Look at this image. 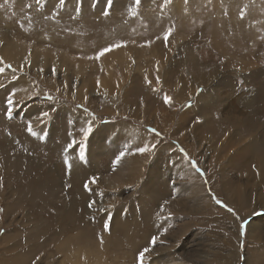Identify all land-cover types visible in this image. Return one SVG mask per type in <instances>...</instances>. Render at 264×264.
<instances>
[{
  "label": "rangeland",
  "instance_id": "rangeland-1",
  "mask_svg": "<svg viewBox=\"0 0 264 264\" xmlns=\"http://www.w3.org/2000/svg\"><path fill=\"white\" fill-rule=\"evenodd\" d=\"M260 123L264 0H0V264H264Z\"/></svg>",
  "mask_w": 264,
  "mask_h": 264
},
{
  "label": "bare ground",
  "instance_id": "bare-ground-1",
  "mask_svg": "<svg viewBox=\"0 0 264 264\" xmlns=\"http://www.w3.org/2000/svg\"><path fill=\"white\" fill-rule=\"evenodd\" d=\"M3 52H1V54H2ZM3 58H5V60H8V61H13L12 62V64L14 65V66H16L15 64H17V60H16V58L14 57V58H10V57H8V54H6V57L3 55ZM2 66V65H1ZM83 117H85L86 115H82ZM87 117V116H86ZM85 117V118H86ZM89 118V117H88ZM25 119V118H24ZM31 121H33V120H31ZM33 124V123H32ZM260 126H257V125H255V126H252V125H249L247 128H245L244 129V131H247L246 133H241V135H240V137H239V142L240 143H242L244 140H245V142L242 144V146H244L245 147V149H246V151L249 153V154H254V153H250V151H254V148H253V146L256 144V142L258 141L257 140V138H259V135H261L260 134V129L262 130V128L264 127V125H263V123H260L259 124ZM25 134H26V136L28 135V131H25ZM248 136L249 137H251L252 139L251 140H249L248 139ZM262 147H263V150H262V154L261 153H259V155L257 156V157H255V158H251V165L250 166H253L254 164H257V165H255V166H258V170H259V172H261V173H264V130H262ZM17 138V137H16ZM247 139V140H246ZM248 141V142H247ZM7 142H9V141H7ZM247 142V143H246ZM33 143V142H32ZM34 144V143H33ZM254 144V145H253ZM35 145V144H34ZM72 145V144H71ZM47 146H51V144L48 142V145ZM38 148H39V146H37ZM242 150H243V147H242ZM56 152V154L59 152V149L58 148H56V151H54V153ZM261 154V155H260ZM175 155V154H174ZM248 155V154H247ZM249 156V155H248ZM56 157H58V156H56ZM180 158V157H179ZM66 159V158H65ZM181 159V158H180ZM247 159H250V157H247L246 159H244L242 162H245ZM77 162H79V161H77ZM76 163H74V164H68L67 163V167H70V171H72V170H76V165H75ZM80 164V163H79ZM246 165V164H245ZM81 167H83V166H81ZM244 167H246V166H244ZM81 169L82 168H78L77 169V171H81ZM72 173H74V172H72ZM76 175H78V176H80V174L79 173H75ZM83 175V174H82ZM73 177V176H72ZM82 193V192H81ZM83 199H84V195H81V196H79V194H78V196L77 197H73L71 200V203H70V205H67L66 204V206H64V210L65 211H67V210H71V208H72V204L74 205V206H77V208H81V205H82V202H83ZM73 209V208H72ZM76 210H78V209H76ZM66 213V212H65ZM259 261H260V259H259Z\"/></svg>",
  "mask_w": 264,
  "mask_h": 264
},
{
  "label": "snow or ice",
  "instance_id": "snow-or-ice-1",
  "mask_svg": "<svg viewBox=\"0 0 264 264\" xmlns=\"http://www.w3.org/2000/svg\"><path fill=\"white\" fill-rule=\"evenodd\" d=\"M112 2H113V0H107V7H108V8L111 7ZM140 2H141V0H135V4H136L137 6H139ZM169 2H170V0H169ZM61 3H63V0H61ZM106 14H107V13H106ZM170 31H171V30H170ZM169 34H170V33H169ZM167 38H168V36L166 35V36H165V40H167ZM121 46H123V45H122V44H114V45H111L109 48H105V49L101 50V52L99 53V55H100V56H103V55L106 54L107 52L111 51L113 48H118V47H121ZM165 100L168 101L169 98H168V97H165ZM8 105H9V107H8V110H7V115H8V117L11 119V118H12V105H13V101H12L11 98L8 99ZM45 115L47 116L48 113H45ZM28 131H29L30 133H32L33 135H35V133L33 132V129H32V127H31V125L28 126ZM139 151H140L141 153H144V152L149 151V149H148L147 147H145V148H141ZM81 158H83V155L81 156ZM116 162L119 163L120 160L117 159ZM217 203H220V201H217ZM152 243H153V244L155 243V238L153 239ZM148 251H149V249H148V248H145L142 252H140V254H139V259H140V261H141V264H142V262H143V259H144V256H145V253L148 252Z\"/></svg>",
  "mask_w": 264,
  "mask_h": 264
},
{
  "label": "trees",
  "instance_id": "trees-1",
  "mask_svg": "<svg viewBox=\"0 0 264 264\" xmlns=\"http://www.w3.org/2000/svg\"><path fill=\"white\" fill-rule=\"evenodd\" d=\"M244 236V235H243Z\"/></svg>",
  "mask_w": 264,
  "mask_h": 264
}]
</instances>
